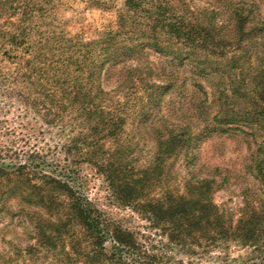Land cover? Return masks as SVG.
Returning a JSON list of instances; mask_svg holds the SVG:
<instances>
[{"label":"trees","instance_id":"1","mask_svg":"<svg viewBox=\"0 0 264 264\" xmlns=\"http://www.w3.org/2000/svg\"><path fill=\"white\" fill-rule=\"evenodd\" d=\"M224 5H229L230 22L216 18L215 6L200 12L167 0H122L112 25L86 40L54 26V0H0V49L16 65L14 87L24 89L18 90L20 99L56 121L69 118L64 160L87 161L102 173L121 205L147 220L154 236L161 232L165 247L186 256L173 264H205L202 259L227 253L231 246L248 248L258 264H264V190L245 198L236 216L214 202L212 178L188 179L183 193L151 194L164 172L163 163L191 137L172 129L159 134L152 163L135 168L122 141L125 105L117 93L101 89L99 75L106 63L122 62L144 46L180 63L195 61L207 76L216 72L220 77L224 71L214 65H228L249 88H233L246 102L242 108L233 102L229 106L232 94L220 92L219 112L225 121L219 123L246 121L258 127L257 132L262 130L264 142V53L254 47L261 26L250 23L252 5L231 0ZM23 156L7 163L0 149V194L18 195L34 209L29 252L52 253L50 264H169L170 256L159 254L155 245L138 239L136 232L88 198L72 174L48 171L51 165L43 159L37 162L35 150ZM255 171L264 186V160L256 162Z\"/></svg>","mask_w":264,"mask_h":264},{"label":"rangeland","instance_id":"2","mask_svg":"<svg viewBox=\"0 0 264 264\" xmlns=\"http://www.w3.org/2000/svg\"><path fill=\"white\" fill-rule=\"evenodd\" d=\"M167 1L179 2L200 12L215 6L218 8L214 13L216 18L230 22L229 5H224L229 0ZM231 2L247 8L252 5L250 23L261 26V29H256L254 47L264 53V0ZM54 4V26L59 31L80 34L90 40L112 25L116 10L122 7V0H54ZM142 19L137 21L142 22ZM227 29L232 30V27ZM8 56L1 48L0 149L5 162L23 159V152L37 151V162L45 160L51 165L47 170L54 174H62L63 171L72 174L75 184L88 198L113 220L136 232L138 239H147L148 246L155 245L159 254L170 256L169 264L178 258L187 260L183 253H177L178 250L165 247L162 243L165 236L158 231L154 236L156 231L147 220L130 206L119 203L105 176L92 164L64 160L63 145L69 140V118L65 116L63 122L56 121L44 112L37 113L32 104L20 99L18 90L23 92L24 89L20 85L19 88L14 87L16 65ZM195 65V61L180 63L144 46L122 62L115 65L106 63L99 75V85L102 90L117 93L125 105L128 118L122 141L135 168L152 163L159 134L172 129L191 137L187 146L163 163L164 172L151 194L164 190L183 193L188 179L212 178L215 181L214 202L236 216L245 198H255L264 190L255 171L256 162L264 160V142L259 137L262 130L259 128L257 132L255 129L258 127H249L246 121L231 125L219 123L225 121L218 105L221 91L232 94L229 95V106L233 102L237 108H242L246 103L237 92H233L236 85L243 86L238 80L240 75L228 71L229 66L220 63L214 66L224 73L220 77L216 72L207 76L200 72V66ZM246 74L244 71L241 78ZM156 85L162 87L155 88ZM242 86L240 89L244 91L249 88ZM20 199L18 195L0 194V264H50L52 253L44 249L28 250L34 242L33 223L30 221V213L34 209H29V205ZM105 246L109 248L111 243L107 241ZM227 253L218 251L202 261L205 264H258L259 261L248 248L231 246Z\"/></svg>","mask_w":264,"mask_h":264}]
</instances>
